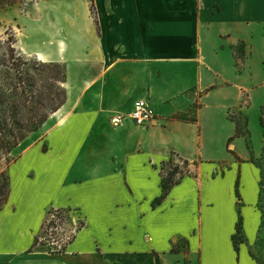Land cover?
<instances>
[{
  "label": "crops",
  "instance_id": "1",
  "mask_svg": "<svg viewBox=\"0 0 264 264\" xmlns=\"http://www.w3.org/2000/svg\"><path fill=\"white\" fill-rule=\"evenodd\" d=\"M94 5L97 18L87 1L79 15L70 1L54 0L34 25L52 42L20 49L66 64L67 102L12 152L25 145L16 158L0 157V264H264V0ZM138 100L156 120L115 127L111 118ZM235 112L248 119L249 146L245 137L229 142ZM175 159L198 175L181 178L159 203L162 167ZM229 182L232 206L223 196ZM52 209L86 220L62 252L40 243ZM229 213L223 251L213 229Z\"/></svg>",
  "mask_w": 264,
  "mask_h": 264
},
{
  "label": "trees",
  "instance_id": "2",
  "mask_svg": "<svg viewBox=\"0 0 264 264\" xmlns=\"http://www.w3.org/2000/svg\"><path fill=\"white\" fill-rule=\"evenodd\" d=\"M16 43L17 40L13 36L7 40L6 53L0 60V155L4 157L11 155L22 142L39 131L67 102L66 65L31 60L17 50ZM238 58L244 60V50L240 54L238 50ZM231 118L236 121L237 132L229 142L238 137H245L249 146L248 119L246 118L245 132L242 123L234 116ZM176 183L163 181L159 203L169 195L170 189ZM6 191L7 186L2 183V195ZM55 223L51 220L48 226H55ZM233 242L238 251L239 245L243 243L241 219L237 223Z\"/></svg>",
  "mask_w": 264,
  "mask_h": 264
},
{
  "label": "rangeland",
  "instance_id": "3",
  "mask_svg": "<svg viewBox=\"0 0 264 264\" xmlns=\"http://www.w3.org/2000/svg\"><path fill=\"white\" fill-rule=\"evenodd\" d=\"M61 1H70L72 11L75 10L79 15H83L85 13L83 11L82 4L84 1H87L89 12L94 15V18H97L98 16L96 6L94 5V0ZM53 2L54 0H0V60H2V57L6 53L5 48L8 47L7 40L11 36H13L15 40H17V43L15 45L17 50H20L21 48L24 49L27 46H35L36 44L40 46H48L50 42H52L50 33L36 34L34 25L36 23V20L41 22L45 20L46 16H49V9ZM62 36L64 37L65 34H62ZM243 48V45L238 46L239 54L243 52ZM26 57L31 60H40L39 57H35L34 55H26ZM94 69L97 72V68ZM91 70L92 68H90V71ZM233 116L242 123L244 128L243 130L246 132V117L237 112H235ZM25 144L27 145V143ZM24 146L25 145L17 149L14 154L7 156L5 158L6 162L12 161L18 156L19 153H22L25 148ZM1 156L2 155H0V157ZM2 157L4 158V156ZM162 174L163 181H173L175 183L180 181L181 178L197 176L198 169L194 164H186L183 160L175 159L162 167ZM2 183L4 184V186H7V179L5 175L4 178L2 177ZM229 186L231 187V183L227 186H224L223 196L225 202L232 206L233 200L228 198L232 197ZM250 197H252L251 199H253V194H250V196L247 197L248 201ZM238 202H240L239 199ZM241 203H245V205L247 206L246 202L242 201ZM226 209L227 207L225 208V210ZM218 213L222 214V211H218ZM195 216L196 215L193 211L189 212V214L186 215L184 226L187 227V229H190L193 226ZM229 216V219L226 218L223 224H221L222 222H220L221 225L214 226L213 229L214 234L217 237L222 238L219 248L223 251H225L227 248V237H229L228 235L230 234V231L232 229V220L230 213ZM214 217L215 214L211 213L209 218ZM51 220H54L56 222L55 226H48ZM85 222L86 220L81 216V213L76 210L52 209L47 211L46 218L43 222V230L40 235V243L42 244L43 250L49 251L50 253L64 251L66 247L73 242L78 230L84 227V225L86 224ZM211 231L212 224L207 227V234H210ZM170 243H172V240ZM180 246L174 249V252L181 251ZM182 246L187 247V242H182Z\"/></svg>",
  "mask_w": 264,
  "mask_h": 264
},
{
  "label": "built area",
  "instance_id": "4",
  "mask_svg": "<svg viewBox=\"0 0 264 264\" xmlns=\"http://www.w3.org/2000/svg\"><path fill=\"white\" fill-rule=\"evenodd\" d=\"M127 120H132L137 126L146 127L156 120V112L148 101L138 100L130 113L113 116L111 121L115 127H118Z\"/></svg>",
  "mask_w": 264,
  "mask_h": 264
},
{
  "label": "bare ground",
  "instance_id": "5",
  "mask_svg": "<svg viewBox=\"0 0 264 264\" xmlns=\"http://www.w3.org/2000/svg\"><path fill=\"white\" fill-rule=\"evenodd\" d=\"M40 60H42V59H40Z\"/></svg>",
  "mask_w": 264,
  "mask_h": 264
}]
</instances>
